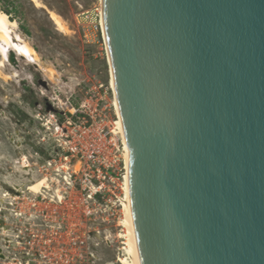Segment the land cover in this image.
<instances>
[{
  "label": "water",
  "instance_id": "obj_1",
  "mask_svg": "<svg viewBox=\"0 0 264 264\" xmlns=\"http://www.w3.org/2000/svg\"><path fill=\"white\" fill-rule=\"evenodd\" d=\"M103 13L141 264H264V0Z\"/></svg>",
  "mask_w": 264,
  "mask_h": 264
},
{
  "label": "rangeland",
  "instance_id": "obj_2",
  "mask_svg": "<svg viewBox=\"0 0 264 264\" xmlns=\"http://www.w3.org/2000/svg\"><path fill=\"white\" fill-rule=\"evenodd\" d=\"M20 2L16 32L38 64L14 55L0 75V264H121L125 211L109 197L124 196L125 149L106 47L86 42L78 18L77 3L86 9L93 0ZM49 11L68 32L57 30ZM75 146L88 176L97 174L84 163L92 150L98 164L111 163L114 182L103 180L107 202L87 200L84 173L68 181L82 165Z\"/></svg>",
  "mask_w": 264,
  "mask_h": 264
},
{
  "label": "bare ground",
  "instance_id": "obj_3",
  "mask_svg": "<svg viewBox=\"0 0 264 264\" xmlns=\"http://www.w3.org/2000/svg\"><path fill=\"white\" fill-rule=\"evenodd\" d=\"M36 4L37 7H43L39 0H31ZM101 6L103 8V0H101ZM50 18L60 32H68V28L62 19V17L53 12L49 11ZM103 14V12H102ZM104 15V14H103ZM17 22L10 20L9 16L0 10V75H2V69L6 65H12V55L20 58L33 61V63L38 64V54L37 52L26 42L23 38L16 32ZM102 25L104 29V38L106 41L105 32V22L104 16L102 18ZM110 64V86L114 92V105L117 112V125L119 133L122 135L124 149H125V174H124V196L121 198L122 205L125 211V219L123 220V226L125 227L126 234L124 248L125 255L119 259L121 264H141L140 255L138 250V245L132 230L131 225V210H130V194H129V154H128V143L125 134V128L123 125V120L120 112L119 103L116 96V86L113 65L108 57ZM122 225V224H121Z\"/></svg>",
  "mask_w": 264,
  "mask_h": 264
},
{
  "label": "built area",
  "instance_id": "obj_4",
  "mask_svg": "<svg viewBox=\"0 0 264 264\" xmlns=\"http://www.w3.org/2000/svg\"><path fill=\"white\" fill-rule=\"evenodd\" d=\"M80 8V13L78 14V18H81L83 20V34H84V38L86 40V42L91 43V41H101L105 47H106V41L104 38V29H103V25H102V18H103V8L101 6V0H93V5L91 8H84L83 5L78 4ZM106 53H107V48H106ZM33 63V61H30ZM113 91V90H112ZM107 93V91H105V94ZM90 106V101L86 100L82 107L83 108H88ZM94 111H97V109H94ZM94 111L89 110V112H86V110H84V113H86L87 116L91 117L92 119L94 118ZM72 120L73 117H71L70 119H68L66 121L67 124L71 125L72 124ZM116 124V122H115ZM58 128H60L61 130L63 128H61L60 126H58ZM116 128V127H115ZM71 152L74 154L73 156H77L79 159V163L82 164L81 159L84 157L82 154H80L79 152H77V147H73L71 148ZM94 152L95 151H91L90 154L88 155V162H84L85 165H88L89 163L92 165V167L95 168V173H97L94 176H88L86 175L85 171V166L84 164H82L80 166V168H78V170H74L73 171V175H69L68 181H71L73 178L77 179L78 175L80 173H84L85 175V182H86V186L88 189V194H87V200L90 202H94V203H100L101 200H103L104 202H107V199H105V188L106 186L103 183V180L108 178L109 180L113 181V178L109 175V169L112 167L111 163H108L104 160V162L102 163H97L96 162V158L94 156ZM65 160L68 159V157L64 158ZM103 166H101V165ZM48 166H51V162L49 161L47 163ZM89 166V165H88ZM103 167V168H102ZM124 170H125V165H124ZM126 172V170H125ZM123 179H124V175H123ZM82 178H79V181H81ZM82 182V181H81ZM124 183V182H123ZM124 185V184H122ZM121 189L124 190L123 186H121ZM112 196L109 197V202H113L116 200V202H118L119 205L122 206V202H121V196L120 195H116L114 192L111 191ZM84 243V242H82Z\"/></svg>",
  "mask_w": 264,
  "mask_h": 264
},
{
  "label": "trees",
  "instance_id": "obj_5",
  "mask_svg": "<svg viewBox=\"0 0 264 264\" xmlns=\"http://www.w3.org/2000/svg\"><path fill=\"white\" fill-rule=\"evenodd\" d=\"M28 2L30 5L32 4L31 0H24ZM20 0H0V10L7 14L10 20L17 21L15 16L22 13L20 12ZM23 31L28 34V31L23 28Z\"/></svg>",
  "mask_w": 264,
  "mask_h": 264
}]
</instances>
